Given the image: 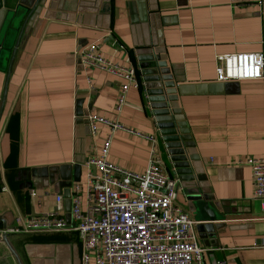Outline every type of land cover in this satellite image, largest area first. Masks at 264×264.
Segmentation results:
<instances>
[{"label":"crops","instance_id":"obj_1","mask_svg":"<svg viewBox=\"0 0 264 264\" xmlns=\"http://www.w3.org/2000/svg\"><path fill=\"white\" fill-rule=\"evenodd\" d=\"M34 13L12 60L18 29L0 35L5 227L53 211L57 195L70 221L72 186L84 185L87 161L108 133L103 125L91 132L86 114L94 112L158 137L162 164L180 181L174 203L195 221L204 260L264 264V211L251 168L235 163L264 157V77L218 82L214 72L216 54L264 51V0H44ZM93 41L104 57L134 65L142 83L129 88L118 113L120 80L82 67L75 55ZM141 69L153 79L147 88ZM161 131L184 153L170 157ZM149 152L145 139L115 131L107 159L143 172ZM76 163L80 180H62L58 167ZM1 228L0 264H19L13 251L22 264H80L81 242L72 230L64 232L67 242L36 244L27 239L38 233Z\"/></svg>","mask_w":264,"mask_h":264},{"label":"built area","instance_id":"obj_2","mask_svg":"<svg viewBox=\"0 0 264 264\" xmlns=\"http://www.w3.org/2000/svg\"><path fill=\"white\" fill-rule=\"evenodd\" d=\"M75 55L82 67L98 69L120 80L114 106L116 113L125 104L129 88L142 84L134 65L104 57L98 41L79 47ZM214 72L218 82L261 79L264 77V51L216 54ZM151 112L156 118L152 109ZM86 121L91 132H96L97 125H103L108 133L98 155L87 161L84 185L72 186L70 221L61 215L62 198L57 195L53 211L20 218L17 226L3 227L2 231L56 233L72 230L81 242L80 264H210L203 258L206 249L197 241L195 221L174 203L180 181L164 168L158 137L94 112L86 114ZM115 131L150 143L143 172L124 169L107 159ZM235 163L251 168L253 195L264 211V157H244ZM30 195H34L32 190ZM214 264H226V261Z\"/></svg>","mask_w":264,"mask_h":264},{"label":"water","instance_id":"obj_3","mask_svg":"<svg viewBox=\"0 0 264 264\" xmlns=\"http://www.w3.org/2000/svg\"><path fill=\"white\" fill-rule=\"evenodd\" d=\"M26 0H0V35L4 39L8 32H10L11 29H18L17 32V38L12 50L11 54V60L14 56L15 50L18 46L19 39L22 35L23 29L25 27V24L27 20L34 16V12L38 11L40 5L44 0H34L31 6H28L25 4ZM22 10H26V14L24 16V20L22 23L18 26L19 24V15L22 13ZM140 74L142 75L143 81H145V86L146 88L148 86V82L152 81L150 77H148L147 72L144 71V69H141ZM159 80V79H158ZM159 87V85H158ZM152 100V99H151ZM151 106L156 107L151 103ZM155 114L156 120L159 121L160 127L162 128V119H159V116L157 117V112H153ZM172 121V120H171ZM161 140H163L164 146L166 148L167 154L171 156H176V155H181L184 153V150L181 147H175L173 145H170L169 139L166 137L165 132L161 131ZM174 140V138H171ZM91 169L94 171V166L91 165ZM58 172L59 176L62 180H70L72 178L73 181L78 182L80 180V175H81V164L76 163V164H65L61 165L58 167ZM190 199H196L199 198V196L196 195H191L189 196ZM0 223H2L3 227L6 226L5 220L0 217ZM3 237L6 238V234H3ZM13 253L17 257V261L19 264H22L21 259L18 257V255L13 251Z\"/></svg>","mask_w":264,"mask_h":264},{"label":"trees","instance_id":"obj_4","mask_svg":"<svg viewBox=\"0 0 264 264\" xmlns=\"http://www.w3.org/2000/svg\"><path fill=\"white\" fill-rule=\"evenodd\" d=\"M32 243L67 242L68 237L64 232L31 234L28 239Z\"/></svg>","mask_w":264,"mask_h":264},{"label":"rangeland","instance_id":"obj_5","mask_svg":"<svg viewBox=\"0 0 264 264\" xmlns=\"http://www.w3.org/2000/svg\"><path fill=\"white\" fill-rule=\"evenodd\" d=\"M190 216V215H189Z\"/></svg>","mask_w":264,"mask_h":264}]
</instances>
